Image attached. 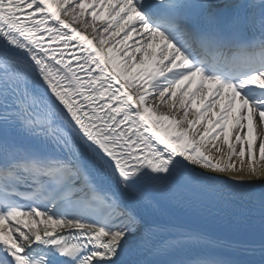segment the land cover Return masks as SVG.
<instances>
[{
    "label": "snow or ice",
    "instance_id": "obj_1",
    "mask_svg": "<svg viewBox=\"0 0 264 264\" xmlns=\"http://www.w3.org/2000/svg\"><path fill=\"white\" fill-rule=\"evenodd\" d=\"M0 264H264V0H0Z\"/></svg>",
    "mask_w": 264,
    "mask_h": 264
},
{
    "label": "bare ground",
    "instance_id": "obj_2",
    "mask_svg": "<svg viewBox=\"0 0 264 264\" xmlns=\"http://www.w3.org/2000/svg\"><path fill=\"white\" fill-rule=\"evenodd\" d=\"M91 38V37H90ZM259 143V142H258Z\"/></svg>",
    "mask_w": 264,
    "mask_h": 264
}]
</instances>
